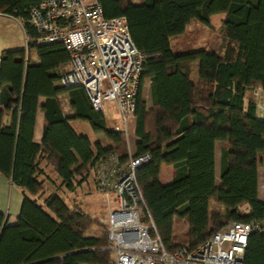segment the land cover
Returning a JSON list of instances; mask_svg holds the SVG:
<instances>
[{
  "label": "trees",
  "instance_id": "16d2710c",
  "mask_svg": "<svg viewBox=\"0 0 264 264\" xmlns=\"http://www.w3.org/2000/svg\"><path fill=\"white\" fill-rule=\"evenodd\" d=\"M44 0H0V14L24 22L27 48L0 56V174L21 188L24 201L18 223L9 226L0 212V264H108V232L87 236L95 225L80 206L59 196L44 204L39 177L43 158L69 192L95 171L97 161L116 153L130 158L121 133L108 128L82 87L64 88L70 56L62 44H41L30 23L33 7ZM107 19L126 17L136 47L147 57L138 94L135 156L151 161L137 172L146 205L166 249L197 248L230 222L252 224L245 264H264V201L258 198V169L264 170V119L248 92L264 89V0H99ZM226 14L218 33L225 52H176L173 40L192 21L211 26ZM35 50L38 63L31 62ZM67 67V69H66ZM195 74H198L197 80ZM150 81L153 108L147 110L143 88ZM68 94L77 119L102 133L111 148L79 135L59 96ZM40 98L45 125L42 144L34 142ZM12 111L9 125L5 113ZM222 147L221 185H216L215 146ZM163 164L174 167L171 184L160 183ZM264 178V171H263ZM226 208L210 212V203ZM249 208V212L245 208ZM188 226L183 245L176 225Z\"/></svg>",
  "mask_w": 264,
  "mask_h": 264
},
{
  "label": "built area",
  "instance_id": "2783aa9c",
  "mask_svg": "<svg viewBox=\"0 0 264 264\" xmlns=\"http://www.w3.org/2000/svg\"><path fill=\"white\" fill-rule=\"evenodd\" d=\"M29 21L41 44H62L69 53L60 85L82 87L105 121H110L108 107L115 103L121 125L110 130L128 136L147 57L136 47L126 17L107 19L99 0H44L31 9ZM252 98L257 116L264 119V89L255 88ZM150 161L148 153L130 155L126 162L108 153L97 161L96 189L114 206L101 220L112 253L108 264H245L255 230L249 223L230 222L194 249H166L137 180L139 168Z\"/></svg>",
  "mask_w": 264,
  "mask_h": 264
},
{
  "label": "crops",
  "instance_id": "0c3cea01",
  "mask_svg": "<svg viewBox=\"0 0 264 264\" xmlns=\"http://www.w3.org/2000/svg\"><path fill=\"white\" fill-rule=\"evenodd\" d=\"M225 17H226V14L224 13L213 15L210 19L211 20L210 27L216 29L217 24L219 27L222 26ZM194 23L201 24L198 21H192L191 24L187 27V30L192 24L194 25ZM27 42H28V39H27L26 32H25V29L23 27L21 20L15 19L7 15L0 14V56L5 51L27 48ZM204 50H206L209 53L224 54L225 52V49L223 51H214V50H210L209 48H206ZM179 52H186V51H179ZM31 62L35 64L39 62L38 56L35 50L31 51ZM197 77H198V74H195L196 80H197ZM146 85H148V89H149V99H147L144 95V88ZM144 88H143V98L146 101L147 110H151L154 106H153V100L151 97L150 81H146V83L144 84ZM59 101L61 103L64 115L67 118L71 119L70 124L72 125L74 130L79 135L86 136L90 140H92L91 137L87 136L86 133H84L86 132V129L88 128H86L87 126L83 124V122L85 121H81L77 119L75 110L72 108L69 95L68 94L60 95ZM252 101H253L252 92L250 91L246 95L245 106L247 107L248 103ZM67 103L70 105L71 108L66 107ZM44 104H45V98H40L39 109L37 112L35 129H34V142L36 144H42V141H43V132H44V125H45V118H44V111H43ZM11 119H12V111H7L5 113L4 123L9 125L11 123ZM111 122H113L112 119H110V121H106L107 125L112 124ZM113 125H117V124L113 123ZM90 129L93 131L91 126H90ZM135 130H136V122L134 123V127H133V136L135 138L134 144L136 146L139 143L140 139L135 135ZM129 132L130 130L128 129V134ZM96 143H100L104 148H111L112 146L111 144H109L111 146H104L103 143L99 141H97ZM40 167L44 171V174L41 175L38 179L40 182H43L44 188H45L44 192L36 198L40 204H44L45 201L51 196H59L68 205L71 204L69 203L70 198L76 197V193H78L81 190V188L84 187L87 184V182L90 181V178H94V186L96 187L95 171L90 172L88 179L85 182H83L81 185H79L74 192H69L65 188V186L62 185L63 184L62 180L59 179L55 175V173H53L52 168L46 164L43 158H41L40 160ZM221 169H222V147L220 144H216L215 146V178H216L217 186L221 185ZM263 171H264L263 167L260 166L258 169V173H259L258 198L260 201H264ZM174 172H175L174 167L172 165L163 164L161 167V172H160V183L163 186H167L171 184L174 178ZM23 201H24V193L22 189L14 185L11 180L4 178L0 174V212L6 216V222L8 223L9 226H14L18 223ZM71 206L72 205H70V207ZM225 211H226L225 207L217 205L214 202L210 203L211 214L223 213ZM245 211L249 212V208L246 207Z\"/></svg>",
  "mask_w": 264,
  "mask_h": 264
},
{
  "label": "rangeland",
  "instance_id": "374dc122",
  "mask_svg": "<svg viewBox=\"0 0 264 264\" xmlns=\"http://www.w3.org/2000/svg\"><path fill=\"white\" fill-rule=\"evenodd\" d=\"M21 22L24 27V22ZM217 28L220 29L221 26L219 27L217 24ZM217 28L214 29L211 27H205L198 23H194V25L192 24L188 28L186 33L173 40V46L175 51L190 52L194 50H204L206 48H209L210 50L214 51H223L225 49L224 46L226 43L221 37V35L218 33L219 29ZM144 95L147 99H149L148 85H146L144 88ZM66 107H70V105L67 103ZM108 110L113 121L111 122L112 124H108V128L112 129L113 123L121 125L120 116L116 104L111 103L108 107ZM135 122L136 117L129 123V137L125 136V134L123 135L127 149L131 153V156H135V154L137 153L136 146L134 144L135 138L133 136V127ZM83 124L87 126L86 128H88L84 133H86L87 136L91 137V142L93 145L96 144L97 141H99L103 143L104 146H111L109 145L111 144L110 141L105 137L104 134L92 131L88 123L83 122ZM72 202L73 204H76L73 205ZM69 203H71L69 204V206H80L82 210L96 222L95 225H93L86 233L87 236H101L103 234L102 229L104 228V226L101 223V220H105L107 218L110 209H113L114 206L113 200H109L106 196L101 194L96 189V187L94 186V178H90V181L87 182V184L82 187L78 193H76V197L70 198ZM187 229L188 226L184 221H178V224L176 225L175 236L181 246L183 245V235L185 234ZM104 231H106V228Z\"/></svg>",
  "mask_w": 264,
  "mask_h": 264
}]
</instances>
